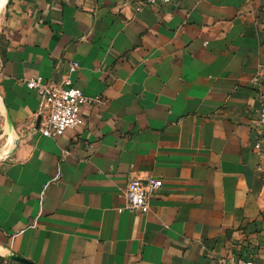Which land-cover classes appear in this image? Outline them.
<instances>
[{
	"label": "crops",
	"instance_id": "1",
	"mask_svg": "<svg viewBox=\"0 0 264 264\" xmlns=\"http://www.w3.org/2000/svg\"><path fill=\"white\" fill-rule=\"evenodd\" d=\"M0 0V256L32 264H264V0ZM97 102L40 136L25 81ZM132 179H160L146 214ZM13 264H19L13 262Z\"/></svg>",
	"mask_w": 264,
	"mask_h": 264
},
{
	"label": "built area",
	"instance_id": "2",
	"mask_svg": "<svg viewBox=\"0 0 264 264\" xmlns=\"http://www.w3.org/2000/svg\"><path fill=\"white\" fill-rule=\"evenodd\" d=\"M175 0H143L136 7L139 11L142 7H163L173 4ZM78 68L76 62H72L68 68V75L57 85L46 84L41 77L25 81V86L38 97L41 109V122L35 131L42 137L55 140L66 131L80 125L79 112L83 105L97 99L87 98L83 92L71 84L69 75ZM256 118L253 129L258 132L259 141L255 144L257 150L261 149V139L264 136V102L259 103L256 110ZM160 179L130 180L124 189L125 203L117 211H128L135 214H146L149 211V200L161 188ZM217 264H258L252 261L220 259Z\"/></svg>",
	"mask_w": 264,
	"mask_h": 264
},
{
	"label": "water",
	"instance_id": "3",
	"mask_svg": "<svg viewBox=\"0 0 264 264\" xmlns=\"http://www.w3.org/2000/svg\"><path fill=\"white\" fill-rule=\"evenodd\" d=\"M37 126H38V122H37L35 128H37ZM7 259H9V260H11L13 262L19 263V264H32V263H30V262H28L26 260H23V259H21V258H19L17 256H13V255L8 256Z\"/></svg>",
	"mask_w": 264,
	"mask_h": 264
},
{
	"label": "rangeland",
	"instance_id": "4",
	"mask_svg": "<svg viewBox=\"0 0 264 264\" xmlns=\"http://www.w3.org/2000/svg\"><path fill=\"white\" fill-rule=\"evenodd\" d=\"M1 42H2V35L0 34V44ZM0 264H13V261L7 259V257L0 256Z\"/></svg>",
	"mask_w": 264,
	"mask_h": 264
}]
</instances>
